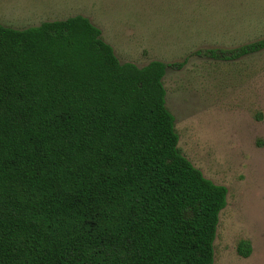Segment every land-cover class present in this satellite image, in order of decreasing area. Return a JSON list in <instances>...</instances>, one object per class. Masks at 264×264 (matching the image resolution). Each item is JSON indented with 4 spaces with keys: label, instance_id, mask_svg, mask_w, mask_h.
<instances>
[{
    "label": "trees",
    "instance_id": "obj_1",
    "mask_svg": "<svg viewBox=\"0 0 264 264\" xmlns=\"http://www.w3.org/2000/svg\"><path fill=\"white\" fill-rule=\"evenodd\" d=\"M186 61L121 62L80 14L0 24V264L214 263L228 189L181 152L166 105L167 69Z\"/></svg>",
    "mask_w": 264,
    "mask_h": 264
},
{
    "label": "rangeland",
    "instance_id": "obj_2",
    "mask_svg": "<svg viewBox=\"0 0 264 264\" xmlns=\"http://www.w3.org/2000/svg\"><path fill=\"white\" fill-rule=\"evenodd\" d=\"M78 14L121 62L187 60L167 69L166 105L181 152L228 189L213 264H264V50L234 61L196 53L263 38L264 0H0V23L16 29Z\"/></svg>",
    "mask_w": 264,
    "mask_h": 264
},
{
    "label": "crops",
    "instance_id": "obj_3",
    "mask_svg": "<svg viewBox=\"0 0 264 264\" xmlns=\"http://www.w3.org/2000/svg\"><path fill=\"white\" fill-rule=\"evenodd\" d=\"M1 24V23H0ZM3 25V24H2ZM13 28V27H12Z\"/></svg>",
    "mask_w": 264,
    "mask_h": 264
}]
</instances>
